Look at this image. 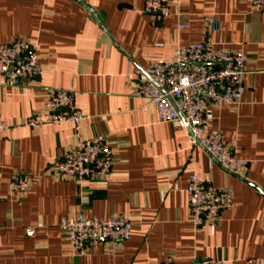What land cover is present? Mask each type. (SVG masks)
<instances>
[{"label":"crops","instance_id":"crops-1","mask_svg":"<svg viewBox=\"0 0 264 264\" xmlns=\"http://www.w3.org/2000/svg\"><path fill=\"white\" fill-rule=\"evenodd\" d=\"M144 2L0 0V45L18 38L36 44L43 69L21 87H0V264H264V9L250 0H178L160 22L141 13ZM205 38L216 50L248 58L242 103L214 110L209 125L248 162L244 179L212 163L183 129L159 123L155 108L131 95L151 62ZM53 90L74 95L88 118L85 137L110 141L116 161L107 181L55 178L56 164L76 143L73 126L24 125L42 116ZM192 173L234 192V207L220 213L214 231L191 222ZM17 174L32 180L25 193L10 190ZM79 214L131 218V238L120 247L87 245L79 254L61 228Z\"/></svg>","mask_w":264,"mask_h":264},{"label":"built area","instance_id":"built-area-1","mask_svg":"<svg viewBox=\"0 0 264 264\" xmlns=\"http://www.w3.org/2000/svg\"><path fill=\"white\" fill-rule=\"evenodd\" d=\"M264 9V0H250ZM178 0H145L142 14L152 15L162 22L171 15V5ZM176 15L180 11L176 9ZM184 28L183 24L179 29ZM248 58L230 50H216L205 38L200 44L177 47L166 60L153 61L145 75L132 89V96L145 100L144 109L153 106L159 123L183 129L193 148H201L212 163L238 178L244 179L248 162L238 159L223 141L220 132L209 131L213 111L223 106L242 103L246 88ZM38 47L23 38L0 45V87H21L24 81L35 80L42 74ZM88 118L75 106L74 95L64 90H53L45 102L42 116L25 122L29 128L69 123L76 136L75 145L55 166L54 176L59 181L77 183L105 182L112 176L116 161L110 141L105 137H85L81 131ZM6 129L0 114V131ZM32 180L28 174L13 175L11 192L25 193ZM191 222L200 227L209 224L215 230L220 213L234 207V192L230 187L218 188L208 177L202 179L192 173L186 188ZM264 196V185L261 188ZM131 218L114 214L104 219L86 218L83 214L64 219L61 228L68 233L73 247L83 253L87 245L107 242L120 247L132 235ZM264 231V225H263ZM30 231L28 235H32ZM164 264H179L168 262ZM188 264H226L223 260H194Z\"/></svg>","mask_w":264,"mask_h":264}]
</instances>
